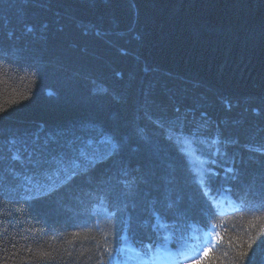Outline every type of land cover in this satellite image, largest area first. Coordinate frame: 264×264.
I'll list each match as a JSON object with an SVG mask.
<instances>
[{"label": "trees", "instance_id": "obj_1", "mask_svg": "<svg viewBox=\"0 0 264 264\" xmlns=\"http://www.w3.org/2000/svg\"><path fill=\"white\" fill-rule=\"evenodd\" d=\"M0 53V264H21L41 243L83 253V264L105 239V264H153L160 247L183 251V264L227 251L229 264L237 244L248 251L241 264H264V216L246 210L264 199V0H0ZM61 132L93 141L71 179L54 173L68 152ZM179 135L200 151L202 178ZM33 151L48 163L34 169ZM25 171L38 189L12 178ZM219 196L237 207L218 211ZM101 197L117 214L95 226ZM86 218L94 239L63 243ZM125 245L143 259L121 254Z\"/></svg>", "mask_w": 264, "mask_h": 264}, {"label": "snow or ice", "instance_id": "obj_2", "mask_svg": "<svg viewBox=\"0 0 264 264\" xmlns=\"http://www.w3.org/2000/svg\"><path fill=\"white\" fill-rule=\"evenodd\" d=\"M31 30L32 29L29 28V31ZM5 56H6V53H0V61H3ZM48 94L52 95L53 93L49 92ZM27 98L28 97H22V99H27ZM20 102H21L20 100L13 101V103L15 104H19ZM3 111H5V109L0 108V112H3ZM177 111H179V109H177ZM58 135L60 137V141L58 142L59 147L61 149H64L66 147L68 149V152L62 153V158L56 161L58 168L54 169V173L57 177H59L61 173H64L67 179H71L72 176L76 175V169H79L81 167V160H86L90 163L92 159L91 157H89L85 148L81 147L80 145L87 144L90 146L93 143V141L91 140V138H89L88 140H83L81 136H78L75 133L70 134L68 132H61ZM102 143H110V141H102ZM213 143H215V141ZM46 149H47V142H45V145H44V150ZM44 150H41L39 154L40 156H43ZM217 151H219V149H217ZM33 155H36L35 151L29 152V161L30 163H32L34 169L42 167L43 164L48 163L46 159H37L33 161L32 160ZM108 155L110 156L111 153L109 152ZM65 157L67 158V163L65 162ZM19 158H20L19 156L13 157V159H19ZM212 162L215 163V160H213ZM84 170L86 171V169ZM225 171L226 173H230L233 171V169L227 168ZM69 172H71L70 176L68 175ZM11 175L14 180H18L20 182L21 186L24 187L26 191L29 190L28 185H33L34 187H37V189L39 188L38 184H33L34 180H36L35 171H32V172L25 171L24 173L12 172ZM212 175L218 176L219 173H213ZM47 178L51 179L50 176ZM233 179H235V177H233ZM124 183H127V182L125 181ZM53 190H55V187L49 189V191H53ZM212 192H213V189L211 185L209 184L207 188V192L205 194L209 195V194H212ZM37 198H39V195L35 197L31 195L27 197H23L25 201H31ZM241 203L243 204V201H241ZM246 210L252 212L254 214V218H259L255 216L256 213H259L260 216H264V199H261L260 203L258 204L246 206ZM116 214H117L116 210H113L111 212L108 210V207L105 204L104 198L101 197L99 200V203L93 205L92 212L89 215L92 219L95 220V226H99V224L104 220L111 221V219L114 218ZM3 215H4V209L0 208V216H3ZM213 218L214 217L211 214H208L209 222ZM75 227L77 228V230L68 234V236L65 237L63 243L72 244L73 241L77 239H81V238L82 239H89V238L94 239V237H89L86 234L88 232H91L92 227H93V225L89 224V221L87 218L84 220L76 221ZM125 227H127V221H125ZM160 227L167 228L168 225L166 223H161ZM4 231H7L6 227ZM30 231L40 232L42 231V229L36 228V229H31ZM82 233H85V235L82 236ZM107 235L108 234L106 233L105 236L107 237ZM113 235H114V231H113ZM215 236L218 242L224 241V236L219 231L216 232ZM49 239L55 240L56 237L52 236ZM123 239L127 240L128 237L124 236ZM171 239H172V233L171 232L166 233L164 236V240L169 241ZM234 240H238V238L232 237L227 241L229 247H232ZM177 242L180 247H183V245L187 243L186 237L184 235H179L177 237ZM254 242L255 240H251L250 242H248V249H251L252 243ZM13 247H15L14 244H13ZM213 247H214L213 245H210L209 247L203 249L202 259L209 258L211 256L213 252ZM242 248H243V245L237 244V247L235 249V251L237 252V257L236 259L230 261L229 264H241L243 258H245L248 255L247 250L241 251ZM54 251L55 250L52 249L50 244L45 245L44 243H41L35 249L32 247L31 244H28L25 247L26 256L21 262V264H41V262H48V261H58L60 262V264H81V257L83 256V253H81L79 256H74L70 250L65 249L64 251L60 252L58 255H54L53 254ZM126 251L130 253L135 252V256H129L128 259H135V258L143 259V257H141L140 252L136 251L135 249L131 247H128L127 245L119 248V252L121 254L125 253ZM105 253H107L109 260L114 259L113 250L108 246L107 239H105L103 242H97L96 258L93 260L92 257H88L85 261H83V264H89V262H91V264H105V260H104ZM196 254L199 255L200 254L199 251ZM15 255L16 253H13V259L15 258ZM228 255L229 253L227 251L223 252V257H227ZM177 257L179 259H184L185 253L183 251H179L177 253ZM223 257L209 259L207 260V264H217V260L219 261V264H225V260L223 259ZM151 258L154 259L155 257H151ZM4 264H7V257H5L4 259Z\"/></svg>", "mask_w": 264, "mask_h": 264}, {"label": "rangeland", "instance_id": "obj_3", "mask_svg": "<svg viewBox=\"0 0 264 264\" xmlns=\"http://www.w3.org/2000/svg\"><path fill=\"white\" fill-rule=\"evenodd\" d=\"M179 138L182 141V145L183 147L186 149V152L188 154V158L189 161L191 163V165L195 168L197 175L199 178L203 177V172H204V161L200 160L198 153H200V151H195L197 149L195 144H188L187 143V139H192L190 137H187L185 135H179ZM189 146H191L189 148ZM165 258H167L168 262L171 261V257L169 255H165ZM165 260L163 258V260H161V264H165Z\"/></svg>", "mask_w": 264, "mask_h": 264}, {"label": "bare ground", "instance_id": "obj_4", "mask_svg": "<svg viewBox=\"0 0 264 264\" xmlns=\"http://www.w3.org/2000/svg\"><path fill=\"white\" fill-rule=\"evenodd\" d=\"M191 146H189V148H190Z\"/></svg>", "mask_w": 264, "mask_h": 264}]
</instances>
